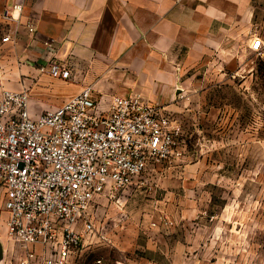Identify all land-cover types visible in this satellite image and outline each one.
Returning a JSON list of instances; mask_svg holds the SVG:
<instances>
[{
    "label": "rangeland",
    "instance_id": "374dc122",
    "mask_svg": "<svg viewBox=\"0 0 264 264\" xmlns=\"http://www.w3.org/2000/svg\"><path fill=\"white\" fill-rule=\"evenodd\" d=\"M233 26L203 53L181 50L171 93L147 97L165 105L179 126L181 155L97 199V241L73 264H264V56L250 49L253 38L264 37V0H242ZM7 49L2 64L10 78L18 53ZM28 54L22 48L21 56ZM44 74L20 78L29 79L36 113L53 107L41 102L61 98L53 93L59 79ZM0 239L1 264H24L1 196Z\"/></svg>",
    "mask_w": 264,
    "mask_h": 264
},
{
    "label": "built area",
    "instance_id": "2783aa9c",
    "mask_svg": "<svg viewBox=\"0 0 264 264\" xmlns=\"http://www.w3.org/2000/svg\"><path fill=\"white\" fill-rule=\"evenodd\" d=\"M15 2L2 13L0 58L15 47L23 30L36 31ZM250 49L264 56V37ZM0 65V196L7 232L24 264H73L78 252L95 243L91 208L102 196H115L151 165L172 161L180 128L165 105L140 92L99 96L93 85L61 104L34 112L31 89L7 86ZM68 80L71 69L59 61L40 67Z\"/></svg>",
    "mask_w": 264,
    "mask_h": 264
},
{
    "label": "crops",
    "instance_id": "0c3cea01",
    "mask_svg": "<svg viewBox=\"0 0 264 264\" xmlns=\"http://www.w3.org/2000/svg\"><path fill=\"white\" fill-rule=\"evenodd\" d=\"M15 2L24 4L23 17L36 31L23 30L18 44L7 47L18 53L9 67L11 79L5 76L7 86H29L22 75L39 73L58 58L72 70V78L57 81L53 93L60 99L40 104L53 107L90 84L107 101L131 92L164 99L178 75L174 68L181 50L203 53L206 45L226 40L242 5V0H0V28L5 26L3 11Z\"/></svg>",
    "mask_w": 264,
    "mask_h": 264
},
{
    "label": "water",
    "instance_id": "95a60500",
    "mask_svg": "<svg viewBox=\"0 0 264 264\" xmlns=\"http://www.w3.org/2000/svg\"><path fill=\"white\" fill-rule=\"evenodd\" d=\"M4 260V245L0 239V264L3 262Z\"/></svg>",
    "mask_w": 264,
    "mask_h": 264
}]
</instances>
